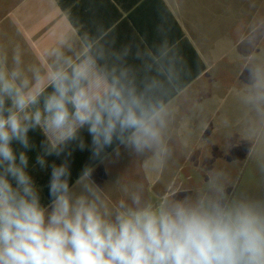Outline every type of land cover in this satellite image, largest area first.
Segmentation results:
<instances>
[{"label":"clouds","instance_id":"9594fccd","mask_svg":"<svg viewBox=\"0 0 264 264\" xmlns=\"http://www.w3.org/2000/svg\"><path fill=\"white\" fill-rule=\"evenodd\" d=\"M112 44L54 33L31 63L24 45L0 46V264H264V159L255 190L217 166L163 192L120 177L101 187L95 164L72 181L76 148L100 163L127 153L162 173L187 144L164 83L129 63L141 59L132 44ZM241 80L240 102L264 123V71L246 65ZM30 151L33 169H51L48 204ZM52 156L64 160L49 165Z\"/></svg>","mask_w":264,"mask_h":264},{"label":"crops","instance_id":"0c3cea01","mask_svg":"<svg viewBox=\"0 0 264 264\" xmlns=\"http://www.w3.org/2000/svg\"><path fill=\"white\" fill-rule=\"evenodd\" d=\"M206 1L213 7L206 9V32L200 31L194 16L191 19L185 14L190 5L185 0H20L16 4L15 30L3 33L2 39L9 40L3 46L24 45L25 61L31 63L43 58V48L54 33L62 35L73 46L95 42L111 48L114 39L116 48L132 44L141 59L129 60V63L141 75L164 83L169 93L166 99L176 114L175 134L187 140L186 145L178 147L162 173L148 171L147 165L127 153L118 160L100 163L91 160L89 150L76 148L69 158L74 181L86 165L95 164L93 179L101 187L117 177L142 181L150 193L163 192L171 183L191 187L200 183L196 178L211 163L194 158L195 152L205 151L207 144L214 141L217 102L228 92L224 84L236 71L241 77L243 60L238 55L228 59V54L242 43L249 27L253 29L248 49L253 47L257 55L264 52V0ZM227 2L229 9L222 6ZM198 3L199 0H192L191 5L195 7ZM219 7L223 10L216 17L215 12L221 11ZM254 56L250 58L253 60ZM260 58L253 66L264 71L263 58L261 61ZM84 136L90 143L86 132ZM36 155L30 151V166L35 164ZM63 160L64 156L48 158L49 165ZM50 171V167L38 166L37 172L43 177L50 175ZM37 185L41 188L42 203L48 204L44 187ZM109 195L115 200L120 193L110 187Z\"/></svg>","mask_w":264,"mask_h":264},{"label":"rangeland","instance_id":"374dc122","mask_svg":"<svg viewBox=\"0 0 264 264\" xmlns=\"http://www.w3.org/2000/svg\"><path fill=\"white\" fill-rule=\"evenodd\" d=\"M19 1L0 0V46L9 42V40L2 39L5 36L3 33L15 30L14 9ZM185 3H190L185 14L191 19L194 16L200 31L206 32L208 24L206 9H212L211 4L206 0L205 2L199 0L195 7L191 5L192 0H185ZM222 6L229 9L228 2ZM219 8L221 11L215 12L216 17L222 13L223 8ZM252 29L250 27L247 29V36L243 38L242 43L237 47L234 46L228 54V59H233L238 55L243 60L240 73L244 71L246 65L253 66L260 57V61L263 58L264 62V52L257 55L253 47L248 49V43L252 39L250 37ZM210 36L215 37V33L210 32ZM250 56H254V59L252 60ZM238 74L239 71H236V76L233 75L226 81L224 85L228 86V92H224L217 102L214 141L207 144L205 151L203 149L196 151L194 158L207 160L209 164L211 163L206 166L208 168L217 166L229 170L241 188L255 190L259 186V177L256 173L257 163L264 159V123L259 122L257 117L240 102L242 80L240 76H237ZM201 178L202 174L196 179L201 181Z\"/></svg>","mask_w":264,"mask_h":264},{"label":"trees","instance_id":"16d2710c","mask_svg":"<svg viewBox=\"0 0 264 264\" xmlns=\"http://www.w3.org/2000/svg\"><path fill=\"white\" fill-rule=\"evenodd\" d=\"M202 68H203V65H202ZM30 135L33 136V139L37 143L39 142L40 139H42V137L38 133H36V134H30ZM28 155H29V160H30L31 159L30 152L28 153ZM29 171L32 173V175H33L36 183H39L41 186L44 187V189H45L44 192L47 194L48 200L50 201L49 188H48L49 180H50V175H46L45 174V176H43V177L39 176V174L37 172L38 171V166H36L35 169H33L32 166H30L29 167ZM72 181H74L73 178H72Z\"/></svg>","mask_w":264,"mask_h":264}]
</instances>
